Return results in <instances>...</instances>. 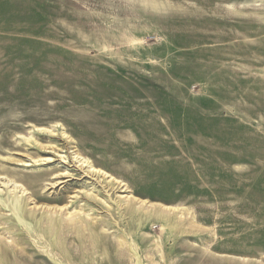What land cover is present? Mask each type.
<instances>
[{
  "label": "rangeland",
  "instance_id": "obj_1",
  "mask_svg": "<svg viewBox=\"0 0 264 264\" xmlns=\"http://www.w3.org/2000/svg\"><path fill=\"white\" fill-rule=\"evenodd\" d=\"M0 264H264V0H0Z\"/></svg>",
  "mask_w": 264,
  "mask_h": 264
}]
</instances>
